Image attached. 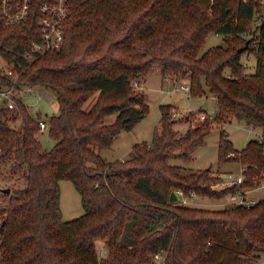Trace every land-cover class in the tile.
<instances>
[{"label":"trees","instance_id":"trees-1","mask_svg":"<svg viewBox=\"0 0 264 264\" xmlns=\"http://www.w3.org/2000/svg\"><path fill=\"white\" fill-rule=\"evenodd\" d=\"M40 15L36 9L8 25L0 13V88L11 83L4 67L14 62L21 83L54 89L60 105L46 116L56 139L50 149L22 99L0 110V177L11 180L10 191L0 188V264H158V252L166 253L162 264L259 259L264 197L212 208L171 201L170 193L182 188L225 198L255 186L264 178V139L237 150L221 128L220 160L238 158L246 175L224 189L211 186L218 178L211 167L171 162L191 159L213 124L199 119L182 133L175 123L197 114L173 116L171 103L160 105L161 127L151 141L136 142L131 157L107 160L101 151L146 116V93L134 80L142 82L156 64L165 75H189L193 94L206 86L217 97L218 123L237 117L264 128V1L70 0L63 46L28 60L24 52L40 33ZM212 31L223 33L226 45L201 51ZM246 50L257 56L252 72L241 59ZM62 178L73 180L85 208L71 219L63 218ZM98 240L106 249L101 256Z\"/></svg>","mask_w":264,"mask_h":264},{"label":"rangeland","instance_id":"rangeland-1","mask_svg":"<svg viewBox=\"0 0 264 264\" xmlns=\"http://www.w3.org/2000/svg\"><path fill=\"white\" fill-rule=\"evenodd\" d=\"M257 23L258 20L254 22V25ZM251 32H253L252 28ZM246 35L250 37V34ZM247 41L248 39L245 44ZM226 43V36L223 33L212 31L208 34L206 43L201 51H204L213 45H226ZM241 59L246 65V71L252 72L256 69L257 56L253 51L246 50L242 52ZM190 83L189 75L184 72H181L178 75H165L163 74L162 67L159 64H156L146 75L145 79H142V86L138 87L139 90L146 93L147 102L149 104V110L146 116L138 121L132 129L121 130L119 138H116L110 147L103 149L101 151L102 155L107 160L131 157L133 154V145L136 142H141L143 140L151 141L156 128L161 127L160 119L162 114L160 105L162 103H171L169 109L173 116L185 118L186 116L192 117L195 113L197 114L194 118H191L190 121L184 120L175 123L176 129L182 133L186 132L190 123L202 119L199 112H197L201 109L206 110L208 112L206 117H210L213 121L210 132L206 136V142L196 148L191 159L186 160L182 157H173L171 158V162L185 165L188 169L194 170L211 167L214 174L219 170H232L235 173H240L242 165L238 158L231 157L224 160H220L219 158L221 128L224 127L227 130L228 136L232 140L234 148L237 150H241L251 138H262V128L260 126L250 125L244 119H239L237 117H233L231 120L223 123H218L216 121V111L218 108L217 97L211 93L206 86H204L206 92L203 94H193L191 89L187 91L180 87L181 84L191 85ZM24 100L30 113L36 118L56 114L60 108L54 89L46 86H34L32 91L26 93ZM20 121V117H18L17 124L16 120L13 122L11 121L10 123L13 125L16 124L17 126L20 124ZM37 135L39 136L43 147L46 149L52 148L56 141V139L51 136L49 130L38 131ZM235 154L239 155L237 151L234 152L233 155ZM7 178L6 175L0 177V188L6 187V184L11 182V180ZM60 186L63 218L71 219L84 213L85 208L82 203V195L73 180L62 178L60 180ZM247 188H252L249 190L248 199L258 200L263 198L264 178L260 180L255 187L252 186ZM0 197L2 199L1 191ZM220 199L221 198L219 197L208 195H197L191 198L188 203L212 208L226 206L221 203ZM102 247L105 248L103 240H98V249L101 250ZM253 264H264V253Z\"/></svg>","mask_w":264,"mask_h":264},{"label":"built area","instance_id":"built-area-1","mask_svg":"<svg viewBox=\"0 0 264 264\" xmlns=\"http://www.w3.org/2000/svg\"><path fill=\"white\" fill-rule=\"evenodd\" d=\"M264 1V0H263ZM38 9L41 13L38 19L41 30L37 37L30 40L29 46L24 52V57L32 60L39 54H43L50 50L60 49L65 41V24L66 18L70 10V0H0V13L2 14L6 24L19 23L30 17V14ZM5 71L10 75L11 83L0 88V110L11 109L17 106L18 100L22 99L28 91H32L34 86H43L41 84H24L20 82V72L16 69L15 63H7L4 67ZM135 87H141V82L134 80ZM27 87V88H25ZM181 88L189 91V84H181ZM202 119L207 116L206 111L199 113ZM39 131L48 130L49 122L46 116L38 117ZM264 139V128L262 127ZM231 152L230 155H233ZM218 178L211 183L213 188L224 189L227 187L239 185L244 182L246 175L244 167L240 173L233 171L219 172ZM180 196L178 202L189 204V200L197 195L196 191H191L187 194L182 188L175 189ZM247 188L239 189L237 192L230 193L228 199L231 204L246 203L250 204L254 201L248 199ZM0 197V201H1ZM106 249L102 247L99 254L104 255ZM166 253L158 252L155 254V259L158 263H163Z\"/></svg>","mask_w":264,"mask_h":264},{"label":"water","instance_id":"water-1","mask_svg":"<svg viewBox=\"0 0 264 264\" xmlns=\"http://www.w3.org/2000/svg\"><path fill=\"white\" fill-rule=\"evenodd\" d=\"M248 44H249V39H248V41H247L246 44H244V45H242L241 47L238 48V51H242V50H244V49L248 46ZM2 189H3L4 191H10V190H11L10 187H3ZM179 199H180L179 194L177 193V191H176L175 189H173V190L171 191V193H170V200H171V201H179ZM3 224H4V222H3Z\"/></svg>","mask_w":264,"mask_h":264},{"label":"crops","instance_id":"crops-1","mask_svg":"<svg viewBox=\"0 0 264 264\" xmlns=\"http://www.w3.org/2000/svg\"><path fill=\"white\" fill-rule=\"evenodd\" d=\"M172 78V77H171ZM172 80H173V78H172ZM262 128V127H261ZM119 136H120V134H119ZM119 136L117 137V138H119ZM124 159V158H123ZM126 159V158H125ZM241 165H242V163H241ZM242 168H243V165H242ZM227 171H232V170H227ZM219 172H226V171H221V170H219L217 173H215V174H218ZM255 187V186H254ZM248 189V192H247V197H248V193H249V190H251L252 188H247ZM221 200V203L222 204H224V205H229L230 204V202H229V199H228V196H226L225 198H221L220 199ZM250 200H252V201H255V200H257V199H250ZM222 207V206H221Z\"/></svg>","mask_w":264,"mask_h":264}]
</instances>
